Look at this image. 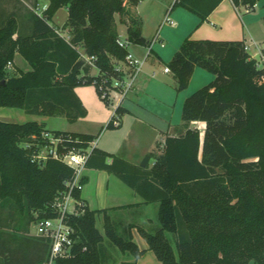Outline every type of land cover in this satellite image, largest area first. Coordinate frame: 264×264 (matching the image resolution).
Returning a JSON list of instances; mask_svg holds the SVG:
<instances>
[{
    "label": "trees",
    "instance_id": "16d2710c",
    "mask_svg": "<svg viewBox=\"0 0 264 264\" xmlns=\"http://www.w3.org/2000/svg\"><path fill=\"white\" fill-rule=\"evenodd\" d=\"M39 1L32 0L33 6ZM45 1L49 4L41 15L29 11L22 22L17 10L4 9L9 0H0V108L59 114L74 123L87 115L75 89L94 85L103 76L118 77L116 65L128 54L119 42L116 15L128 21L131 45L150 42L142 36L140 18L127 10L124 0ZM142 1L128 3L136 7ZM223 1L176 0L171 10L184 8L202 24ZM231 1L237 8L257 4V0ZM63 8L68 18L62 29L69 30L70 40L52 25ZM80 47L85 55L95 56L99 76H93V67L81 58ZM17 55L30 70L8 76L7 65ZM197 67L215 79L185 100L182 119L186 126L205 123L203 139L198 129L188 127L184 134L168 137L163 155L152 167L150 155L133 165L97 148L86 164L116 175L146 203H159L158 226L125 224L112 215L115 208L91 210L77 188L74 196L84 206L78 215L65 219L73 230L72 245L68 256L55 259V264H111L113 248L137 260L145 250L134 242V228L163 264H264V82H260L264 70L250 59L245 42L187 37L168 63L178 92L187 89ZM46 131L37 122L0 120V208L11 205L20 227L56 218L55 198L74 178V170L59 160L49 159L43 167L32 162L25 145L40 143ZM56 133L68 138L64 144L68 150L85 151L95 138ZM86 183L84 176L82 187ZM100 216L103 232L97 226ZM1 223L0 264H50L48 241L36 236L22 239L14 233L16 245L11 248Z\"/></svg>",
    "mask_w": 264,
    "mask_h": 264
},
{
    "label": "crops",
    "instance_id": "0c3cea01",
    "mask_svg": "<svg viewBox=\"0 0 264 264\" xmlns=\"http://www.w3.org/2000/svg\"><path fill=\"white\" fill-rule=\"evenodd\" d=\"M144 1L145 0L140 2V4L136 7L130 6L128 3L126 8L131 11L132 15L140 18L142 22V36L148 42H151L152 38L158 32L164 16L168 12H170V15L172 13L175 15L177 27L171 28L170 26H164L160 29V37L162 39L163 46L155 44L147 58L146 55L148 53V46L132 44L133 47H131L130 45V52H132L138 59L144 60L146 58L144 66L146 63L149 64L146 72L142 74V77L140 76L141 79L138 84L135 85V88L117 108L116 119L118 121V125L113 124L112 121L114 116L113 113L115 111L114 109L110 121L108 119L109 117H107L106 119L98 121L94 124L95 131L65 130L59 132L80 133L94 136V140L97 141V149L123 159L133 165H139L146 156L150 155L152 156L150 167H152L156 159L163 155L166 139L168 137H177L184 134L188 127V129H198L201 134V139H203L206 125L203 122L194 121L186 126L183 119L181 123H176L171 115L172 112L169 111L170 109L174 110L178 100L175 88L169 84H156L154 85V88H150L151 86L147 83L146 78L155 80L154 69L157 67L161 71L162 67L160 64L164 60H166L165 66L168 67V63L171 61L174 54L179 50L181 44L187 37H191L195 40L242 41L247 45L252 42L264 44V34L262 30H259L257 27V24L261 22L263 12L261 11L256 13L258 3L254 8L249 10L246 7L237 8L231 0H224L208 17L207 21L200 24V19L195 14L184 8H181L183 10H179L181 12H178V10L173 12L171 8L164 9L163 7H158L153 14H151V17H153L152 24L154 29H152V33H149L150 31L148 29V25L151 23V20L142 12V5L144 4ZM41 3H43V10H45L48 7L49 2L40 0L37 5H41ZM57 14L54 17L53 22L57 20ZM67 18L68 13L61 22L62 25L65 24ZM58 24L59 23H52L54 26H57ZM122 26L125 28L127 34L128 21L124 19V21H122ZM165 28H168L171 32L165 33ZM17 59L18 55L14 61L15 63ZM24 62L29 65L26 61ZM165 68H163L162 74L171 75L173 77L172 73L164 71ZM29 70L30 68L25 69L24 71ZM202 70L206 71L204 69ZM92 74H94L93 71ZM197 76L198 81L201 82V84H206V82L209 81L208 76L202 72L196 74V70H194L191 81H193L194 77L196 78ZM77 89L78 88L75 89V92L87 109V117L89 112L88 99L82 93H78ZM149 100H152V102L156 104H147ZM110 113L111 112L109 111L108 116H110ZM84 118L71 124L81 123ZM110 123L112 126L107 127V130L102 135L105 125L107 124L108 126ZM112 160L113 159H109V162L111 163ZM84 176L87 177V183L82 188L81 198L89 209L102 210L115 208L116 210L112 213V215L116 219L123 220L125 224H134L145 227L146 229L158 226L157 219L159 203H146L133 188L126 185L119 177L108 171L87 168ZM100 178L104 184L100 181ZM99 188H106L105 204L108 205L105 207H96V203L98 202V193H100ZM101 217L103 225V216ZM101 231L103 232V228ZM132 233L133 239L135 238L136 233V235L146 243V241L140 236L137 228H134ZM134 242L136 241L134 240ZM146 245L147 248L141 250L148 252L150 249L147 243ZM138 246L140 247V245ZM116 251L117 252L113 251L114 261L111 264H140L139 259L136 260L129 254H122L118 250ZM147 255L150 259H152V264H159L158 262H155V258L153 262V256H151V254L148 253Z\"/></svg>",
    "mask_w": 264,
    "mask_h": 264
},
{
    "label": "rangeland",
    "instance_id": "374dc122",
    "mask_svg": "<svg viewBox=\"0 0 264 264\" xmlns=\"http://www.w3.org/2000/svg\"><path fill=\"white\" fill-rule=\"evenodd\" d=\"M125 2H127L128 4V0H124ZM176 2V0H145L144 4L142 5V12L144 13V15H146V17H149L151 20V23L148 25V29H149V33H152V29H154L153 27V17H151V14H153V12L158 8V7H163L164 9H169V8H173L174 3ZM258 3V7L256 9V13L259 12H263L262 16H261V22H259L257 24L258 29L262 30L263 34H264V0H257ZM34 4L32 3V1L30 0H9L8 3H6V6L4 7V9H7L8 11L11 10H17L19 12V16H20V20H22V22H24L25 15H28L29 11H36L38 12L40 15L43 13V3H41V5H37V6H33ZM127 6V5H126ZM33 7V8H31ZM175 10H178V12H181L179 10H183L181 9V7H176L173 12H175ZM67 9L63 8L60 9L58 14H57V20L55 22H53L54 24L59 23L57 26L60 28V33L62 36H64L65 38L69 39L71 38V34L69 32L68 29H62L63 25L61 24V22L63 21V19L67 16ZM191 16H195V15H191ZM171 18L176 21L175 15L172 13L171 14ZM194 18V17H192ZM122 16L120 15H116V21H117V30L118 33L120 34L119 37H121L122 39L126 38V30L125 28L122 26ZM164 32H171L168 28L164 29ZM264 36V35H263ZM131 47H133L131 45ZM79 51L84 54L85 50L83 47L79 48ZM25 60L18 55V59L16 60V63H12L11 68H7V74L8 76H12L15 74H18V72L20 70H25L30 68L29 65H27L25 62ZM166 60H164L163 62H161L160 66L162 67L161 71L156 67L155 70V80H150L148 78L147 79V83L150 84V88H154V85H164V84H169L172 87L175 88L176 90V95H178V100L177 103L175 105L174 110L170 109L169 111H171V115L173 116V120L176 123H181L182 122V106H183V102L189 97L191 96L193 93H195L197 90L201 89L202 87H204L205 85L209 84L213 79L214 76L211 73H208L206 71H203L200 68H196V74H199L200 72H202L203 74H205L206 76H208L209 81L206 82V84H201V82L198 81V76L195 78L193 81H190L189 86L187 87V89L183 90L182 92H178L176 89V83L173 79V77L171 75H163L162 71L163 68H165V62ZM256 63V62H255ZM148 64L146 63V65L143 67L141 74L139 75V78L136 82V84H138L139 80L141 79L140 76L142 77L147 68H148ZM95 70V69H94ZM93 73L96 74V70ZM150 80V81H149ZM5 83V82H4ZM135 84V85H136ZM77 92L78 93H82L88 100V116L86 118H84V120L81 123L78 124H71L70 122H68V120L59 115L56 114L55 116H41V115H32V114H28L25 111L21 110V109H16V108H0V120L5 122V123H13V124H23V123H27V122H37L39 124H44L45 128L50 131V132H57V131H65V130H69V131H95L94 128V124L98 121H102L103 119H106L107 117H109V121L110 118L112 117V112L115 109V104H116V99H111L109 101H103L100 97V95L98 94L96 87L94 85H83V86H79L77 87ZM184 99V100H183ZM183 101V102H182ZM147 104L149 105H155L156 103L152 102V100H149L147 102ZM109 111L110 116L109 115ZM103 133L107 130V124L105 125L104 129H103ZM99 132V131H98ZM97 132V133H98ZM101 135V136H102ZM102 178V177H101ZM100 181L104 184V182L101 180ZM100 193H98V202L96 203V207H105L108 204H105V194H106V188H99ZM1 201V200H0ZM1 204V203H0ZM6 208H0V222L1 223V230L2 232H4V236L3 238L7 241V244L9 247L14 248L16 243L12 242V237L11 235L14 233H17L22 239L26 238V237H30L32 238L34 235V229H33V225H29V227L27 228L26 225L25 226H21L18 224V215L17 217L15 215H12V211L9 209L11 205L7 204ZM97 226L100 230H102L103 225H102V217H98L97 220ZM134 240L138 243V245H140V249H145L147 248L146 243L139 238V236L136 235L135 233V238ZM21 241V240H20ZM175 247V245H174ZM6 249V248H5ZM115 252H117V249H112ZM151 254V256H153V262H154V258H155V262H158L159 264H163L156 256V254L152 251V250H148V252L146 251L140 258V264H152V259H150V257L147 254ZM177 253V252H176ZM147 255V256H146ZM152 258V257H151ZM51 264H55V262L53 261ZM249 264H257L255 261H251Z\"/></svg>",
    "mask_w": 264,
    "mask_h": 264
},
{
    "label": "built area",
    "instance_id": "2783aa9c",
    "mask_svg": "<svg viewBox=\"0 0 264 264\" xmlns=\"http://www.w3.org/2000/svg\"><path fill=\"white\" fill-rule=\"evenodd\" d=\"M127 2H125V6ZM250 10V9H249ZM164 26H170L176 28L177 23L171 18L170 12H168L160 25V29ZM160 29L152 38L148 45V53L146 58L150 54L152 47L155 44L163 46L162 39L160 37ZM60 35V31L57 30ZM67 39V38H66ZM69 40V39H67ZM119 42L122 46L128 49V54L124 62H119L116 65V71L119 73L118 77H114L111 80L107 77H101L94 80V86H97L101 95V98L109 101L112 98L117 99L115 104V111L113 113V124L118 125L117 121V108L128 96V94L135 88V84L139 74L141 73L145 59H138L132 52H130V43L127 39L119 37ZM245 49L248 52L250 59L256 62L257 68L264 70V44L252 42L245 44ZM81 58L86 64L93 67L96 70V74L93 76H99V69L95 62V56H89L81 53ZM12 63L9 62L7 68H11ZM165 72L171 73L170 69L166 67ZM260 82H264V73ZM37 140V137H33ZM67 137L64 134L46 131L43 132L40 139L41 142L31 146L25 145V147L31 151L32 162L38 164L40 167L45 166L49 159L59 160L74 170V178L72 181L66 183L67 190L58 194L53 203V207L57 210L58 216L56 218L41 219L33 223L34 235L39 238H43L48 241L51 246L50 264L57 258L67 257L69 248L72 245L71 234L72 228L65 222V219L69 215H78L80 210L84 206V203L77 200L74 196V192L77 188H83L81 180L84 177L85 170L87 169V161L91 152L96 148L97 141L93 140L89 148L85 151L74 150L64 147Z\"/></svg>",
    "mask_w": 264,
    "mask_h": 264
},
{
    "label": "water",
    "instance_id": "95a60500",
    "mask_svg": "<svg viewBox=\"0 0 264 264\" xmlns=\"http://www.w3.org/2000/svg\"><path fill=\"white\" fill-rule=\"evenodd\" d=\"M2 83H4V82H2Z\"/></svg>",
    "mask_w": 264,
    "mask_h": 264
}]
</instances>
